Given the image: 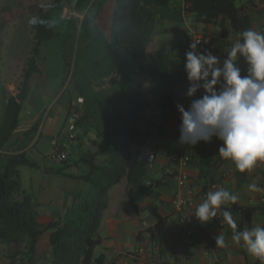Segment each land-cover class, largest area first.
<instances>
[{
  "label": "crops",
  "instance_id": "1",
  "mask_svg": "<svg viewBox=\"0 0 264 264\" xmlns=\"http://www.w3.org/2000/svg\"><path fill=\"white\" fill-rule=\"evenodd\" d=\"M68 3L72 10L79 12V16L75 17L78 21L84 23L89 19L88 15L93 7L91 4L80 11L75 6L76 0H68ZM236 4L240 8L242 17L241 20H238L237 27L226 18H219L216 22L208 24L198 22L196 14L188 10L186 0H171L168 6L160 9L154 36V49L173 50L178 54H185L191 42V35L200 33L209 37L211 42L207 46L199 45L198 49L209 50L223 60L226 55L225 50L240 39V33L244 30L252 29L264 33V0H236ZM65 7L66 5L63 8ZM33 34L35 36V32ZM54 40H49L48 43H53ZM57 48L56 53L51 54L55 62H50V55H47L46 58L43 56L42 60L38 55L36 56L40 71L34 73L31 79V91L21 114L20 126L23 129L22 132H16L11 140V142L18 141L11 149L21 147L22 151H27V154L40 165L39 168H32L34 171L32 180L33 193L41 203L39 219L44 223L66 214L73 203V196L77 194L82 183L78 179L47 172V169L52 166L46 165L42 160V142L51 139L54 149L59 145L65 148L71 159L72 153L79 157L84 151L81 135L78 134L77 139L71 142L68 135H55L54 131L64 109L67 110V115L71 114L72 109L78 106L81 110H89L87 98L82 94L80 96L85 98V102L81 105H78L75 99L69 103H63L57 99L62 90L61 85L67 84L71 75V69H69L67 78H65L66 63L69 65L71 63L65 61L59 46ZM106 54L103 55L105 61L96 62L102 68L90 76L93 86L98 92H102L124 79L121 74L115 71L107 73L112 58L109 59ZM237 63L241 68L242 75L246 74L247 64L243 58ZM25 66L22 73L13 70L12 78H7V80L2 78V82L0 80V86L5 88L9 94L15 95L19 91ZM58 72L61 73L59 76ZM150 88L151 85H146L144 91L146 99L152 102ZM202 94L203 90H198L195 96L199 98ZM128 96L126 91L127 104ZM52 98L55 100L49 105ZM117 98V94L111 95L109 103L111 106L108 105L110 108H113L117 103ZM186 99L185 93L184 99L176 102V105L184 106ZM109 107L106 108L109 109ZM126 111L125 104L119 112L120 116L122 117ZM160 114V110L153 105L147 109L142 124L144 135L141 142L132 147L137 155L139 147L146 137L151 136L158 140L156 166L149 171V180L155 187L150 194H145L146 198L139 199L135 198L136 190L131 194L127 192L126 179L118 184L122 185L119 191L113 192L118 185L109 190L108 205L103 212L99 226L101 244L95 250L97 256L102 255L101 264H108L110 261H115L116 264H212L204 251L208 244L215 245L214 237L219 234L225 236L226 246L223 248L216 246L221 252V261L218 264H262L259 259L247 253L243 242L237 244L232 241L233 230L227 223L224 226H219L214 218L211 222L201 225L192 214L199 203L204 200L201 196L203 192L224 188L238 196L237 205L258 207V210L248 220H244L241 214L230 210L237 222L238 230L257 225L264 227V162H258L255 168L241 173L231 160L220 157L218 149L221 142L213 137L211 143L200 142L196 146H192L191 162L186 166L170 164L176 174L166 175L165 168L169 165V154L179 151L181 148V144L178 142L181 120L176 107L175 114L167 119L163 126L157 127L153 121L160 118ZM89 121L90 119H88ZM37 122H40L38 131L31 133L28 138H24V132ZM98 137L101 140L104 139L102 146H111L118 139V135L108 133L106 140L102 132L98 133ZM77 140L79 141L77 142ZM54 141L57 142V145L54 144ZM52 153L49 155L51 156ZM66 171L74 172V167L68 168ZM182 171L189 174L190 185L198 195L196 205L192 209L186 210V221L181 220V215L175 211L172 204L179 189L176 175ZM253 182L259 185L261 191L250 192L248 190L247 186ZM213 183H217L219 187L211 188L210 185ZM52 191H57V196ZM232 205L229 202L221 207L230 209ZM156 225L159 226L155 227ZM188 231H192L197 238V243L194 246L187 245ZM42 250L48 255V241ZM16 263L23 264L19 261L14 264ZM36 264H46V259L43 258Z\"/></svg>",
  "mask_w": 264,
  "mask_h": 264
},
{
  "label": "trees",
  "instance_id": "2",
  "mask_svg": "<svg viewBox=\"0 0 264 264\" xmlns=\"http://www.w3.org/2000/svg\"><path fill=\"white\" fill-rule=\"evenodd\" d=\"M91 1L76 0L75 6L82 11ZM170 1L114 0L110 36L101 31L99 33L112 58L107 73L115 71L121 74L130 89L123 127L111 146L83 151L74 162L68 156L65 162H58L59 166L47 169V172L78 179L82 185L73 196V203L66 214L46 223L39 219L40 200L22 187L21 168H39L40 165L21 147L11 149L18 143L11 140L21 123L32 76L40 71L36 59L39 48L57 36L54 26H34L35 47L27 59L19 91L12 95L0 86V245L9 248L12 262L36 264L45 258L46 264H101L102 255L97 256L95 250L101 244L99 226L108 205L109 190L124 179L127 180L129 194L137 189L150 194L154 189L148 168L138 161L132 147L138 145L144 135L142 124L147 109L153 105L160 110V118L169 119L176 112L174 95L186 89L188 84L184 69L185 54L154 49L160 9L168 6ZM186 4L201 23L226 18L237 27L238 20L242 19L236 0H186ZM51 5L39 16L52 20L55 10L62 9L67 2L53 0ZM146 85H151L152 102L146 99ZM88 119L89 113L85 112L76 121L77 127L88 123ZM39 127L40 122L35 123L24 132V138L37 132ZM72 167H76L77 171H66ZM83 183L91 186V194L87 198H84ZM229 210L248 220L258 207L235 203ZM44 234L49 235L48 255L41 247ZM108 264L116 263L110 261Z\"/></svg>",
  "mask_w": 264,
  "mask_h": 264
},
{
  "label": "clouds",
  "instance_id": "3",
  "mask_svg": "<svg viewBox=\"0 0 264 264\" xmlns=\"http://www.w3.org/2000/svg\"><path fill=\"white\" fill-rule=\"evenodd\" d=\"M30 23L49 28L55 25L54 20L39 15L32 16ZM197 45L191 43L185 53L184 69L189 81L186 96L192 98L198 90L203 94L192 99L187 109L176 105L181 120L178 142L196 146L211 143L215 137L221 142L220 157L231 160L244 173L264 162V33L244 30L240 39L225 50L223 60ZM241 58L247 64L244 75L237 63ZM247 187L250 192L261 191L256 182ZM237 200L236 194L224 188L209 191L192 215L203 225L216 218L219 211L233 230L232 241L243 242L247 253L264 264V227L238 230L232 212L221 207ZM214 240L217 247L226 246L223 234Z\"/></svg>",
  "mask_w": 264,
  "mask_h": 264
},
{
  "label": "rangeland",
  "instance_id": "4",
  "mask_svg": "<svg viewBox=\"0 0 264 264\" xmlns=\"http://www.w3.org/2000/svg\"><path fill=\"white\" fill-rule=\"evenodd\" d=\"M66 7L71 9L68 0ZM53 0H0V80L2 78H12L13 70L22 73L27 59L31 56L33 47H35L34 25L30 23L32 16L40 15L52 4ZM92 11L89 13V19L84 23L78 21L75 17L64 18L63 10H55L52 20L55 21L54 29L57 33L55 42H45L39 48L38 56L46 58L50 55V62H55L51 54L56 53L59 46L60 52L63 53L66 63V75L71 69V75L67 84L61 85V93L57 99L60 102L69 103L82 94L87 98L89 110H81L89 113L90 121L82 126H79L78 134L81 135L84 151H96L101 148L104 139L98 137V133L120 135L123 127V116L119 112L126 104V91L130 94V89L123 79L121 82L111 85L102 92H98L94 88L90 76L95 74L102 67L96 64L97 61H102L104 53H107L103 45L101 31L105 36H110V25L114 9V0H92ZM23 6V7H22ZM106 57L111 59V56L106 54ZM20 60V61H18ZM42 60V59H41ZM69 65V66H68ZM56 73V72H54ZM61 74L58 72V76ZM90 79V80H89ZM21 84V83H20ZM117 94V103L113 108H110V97ZM107 96V97H106ZM128 98V97H127ZM56 99V100H57ZM55 99L49 101V105ZM58 105V104H57ZM56 105V106H57ZM111 106V105H110ZM106 107H109L107 109ZM54 110V109H53ZM113 111V113H112ZM119 119V120H118ZM76 122L71 114L67 115V110H63L59 124L57 125L55 135H68L67 130L71 123ZM91 122V123H90ZM121 126V127H120ZM23 127H18L16 132H22ZM108 132V133H107ZM105 140V141H106ZM79 140H77L78 142ZM43 161L48 166H59V163L53 160L49 155L54 151L51 144V139L43 140L42 142ZM75 152V150H73ZM77 155L72 153V161L77 159ZM77 169L74 167V172ZM22 172V187L24 190L33 193L34 171L30 166H23ZM121 186H116L113 190L119 191ZM84 198L91 194V186L89 183H83ZM57 196V191H52ZM111 192V194H113ZM43 193V189H42ZM41 193V194H42ZM135 198H146V195L140 190L135 191ZM46 241H49V235L44 234L41 240V247L44 249ZM47 246V245H46ZM9 248L6 245H0V264H14L9 257ZM97 253V252H96ZM18 264V263H16Z\"/></svg>",
  "mask_w": 264,
  "mask_h": 264
},
{
  "label": "built area",
  "instance_id": "5",
  "mask_svg": "<svg viewBox=\"0 0 264 264\" xmlns=\"http://www.w3.org/2000/svg\"><path fill=\"white\" fill-rule=\"evenodd\" d=\"M63 15L65 18H73L78 17L79 12L76 10L68 9L67 7L63 10ZM198 42V45H204L207 46L210 44V38L200 34V33H193L191 35V43ZM190 46V45H189ZM189 50V47L187 51ZM189 85L187 84L185 91H187V88ZM192 98L187 97L184 107L187 109L188 106L191 103ZM85 102V98L83 96H79L77 98V104L81 105ZM71 115L73 118L77 121L81 118L82 112L80 106L72 109ZM165 119L163 118H157L153 121V124L157 127L163 126L165 124ZM78 127L76 122L71 123L68 127L67 134L69 141L73 142L77 139L78 133H77ZM54 144L57 145V142L54 141ZM158 147L159 143L158 140L155 137L148 136L146 137L137 152V159L138 161L143 164L145 167L148 168L149 171L153 170L156 166L157 157H158ZM192 157V146L190 145H181V148L179 151H173L169 154L168 160L169 165L165 168L166 175H172L176 174V171L170 166V164H178L186 166L190 163ZM52 158L56 162H65L68 159V152L65 150V148L60 147L59 145L56 146L52 153ZM179 189L177 194L174 196L172 200L173 207L175 211H177L181 215V220L186 221L187 214L186 210L192 209L197 202V192L195 189L190 185V177L189 174L182 171L178 173L177 175ZM211 188L216 189L219 187L217 183H213L210 185ZM208 192L202 193V198H206V194ZM223 210H229L228 208H224ZM217 224L219 226H224L226 222L223 221V217L218 212V215L216 217ZM189 237L187 240V245L194 246L197 243V238L193 235L192 231H188ZM142 251V249H141ZM204 254L209 258L210 263L212 264H218L221 261V252L218 250L216 245L213 243H210L207 245L206 250L204 251Z\"/></svg>",
  "mask_w": 264,
  "mask_h": 264
},
{
  "label": "water",
  "instance_id": "6",
  "mask_svg": "<svg viewBox=\"0 0 264 264\" xmlns=\"http://www.w3.org/2000/svg\"><path fill=\"white\" fill-rule=\"evenodd\" d=\"M185 89H182L181 91L177 92L175 95H174V99L176 102H178L179 100H182L184 99V96H185Z\"/></svg>",
  "mask_w": 264,
  "mask_h": 264
}]
</instances>
